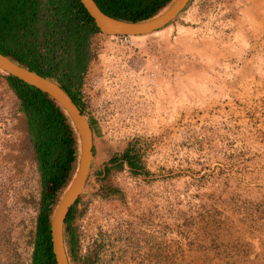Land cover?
I'll use <instances>...</instances> for the list:
<instances>
[{"label": "rangeland", "instance_id": "374dc122", "mask_svg": "<svg viewBox=\"0 0 264 264\" xmlns=\"http://www.w3.org/2000/svg\"><path fill=\"white\" fill-rule=\"evenodd\" d=\"M92 49L82 90L94 159L72 222L92 263L80 264H133L123 249L139 234L147 264H264V0H190L133 45L97 33ZM5 75L0 264H32L41 177ZM130 145L145 170L104 173Z\"/></svg>", "mask_w": 264, "mask_h": 264}, {"label": "trees", "instance_id": "16d2710c", "mask_svg": "<svg viewBox=\"0 0 264 264\" xmlns=\"http://www.w3.org/2000/svg\"><path fill=\"white\" fill-rule=\"evenodd\" d=\"M107 14L132 21L150 19L173 0H96ZM101 33L81 0H0V51L13 61L52 78L70 94L86 113L82 87L96 53L92 38ZM10 87L27 118V130L36 153L41 177V197L34 239L32 264H57L52 246L51 218L70 184L80 158V140L68 112L50 95L25 81L6 74ZM133 145L115 153L110 164L135 172L145 166ZM120 162V163H118ZM149 172V171H148ZM84 194V192H83ZM83 194L65 221V246L70 264L92 263L80 255L73 219Z\"/></svg>", "mask_w": 264, "mask_h": 264}, {"label": "water", "instance_id": "95a60500", "mask_svg": "<svg viewBox=\"0 0 264 264\" xmlns=\"http://www.w3.org/2000/svg\"><path fill=\"white\" fill-rule=\"evenodd\" d=\"M190 0H173L158 15L141 21L126 20L104 12L96 0H81L96 26L107 35L144 36L158 32L174 22ZM0 71L37 87L55 99L70 115L80 140V158L76 172L58 202L51 218L52 246L57 264H70L65 246L64 227L68 213L85 191L94 159V132L88 115L56 80L43 76L13 61L0 51Z\"/></svg>", "mask_w": 264, "mask_h": 264}, {"label": "crops", "instance_id": "0c3cea01", "mask_svg": "<svg viewBox=\"0 0 264 264\" xmlns=\"http://www.w3.org/2000/svg\"><path fill=\"white\" fill-rule=\"evenodd\" d=\"M107 53L108 52H104L103 55L104 56H99L98 58V64H102L104 66L108 65L110 63L111 58H109V56L107 57ZM92 63V62H91ZM95 62H93L94 64ZM92 65V64H90ZM151 114V113H150ZM155 114H151V117H149L150 120H154L155 118ZM139 239H134V242H129L128 245L125 246V248L123 249V251L125 253H129V255H132V253L134 254V259L130 258V263L133 264H147L149 260H152V242L148 240L147 235H145V237H142L140 234L138 235ZM127 241L128 240H124ZM122 264V262L120 263Z\"/></svg>", "mask_w": 264, "mask_h": 264}, {"label": "built area", "instance_id": "2783aa9c", "mask_svg": "<svg viewBox=\"0 0 264 264\" xmlns=\"http://www.w3.org/2000/svg\"><path fill=\"white\" fill-rule=\"evenodd\" d=\"M100 34L122 45H133L135 43V39L141 37V36H132V35H107L102 32ZM84 93L85 91L82 90L83 101L87 103L89 101L87 100V97L84 95Z\"/></svg>", "mask_w": 264, "mask_h": 264}, {"label": "flooded vegetation", "instance_id": "af4514ba", "mask_svg": "<svg viewBox=\"0 0 264 264\" xmlns=\"http://www.w3.org/2000/svg\"><path fill=\"white\" fill-rule=\"evenodd\" d=\"M70 262V261H69Z\"/></svg>", "mask_w": 264, "mask_h": 264}]
</instances>
